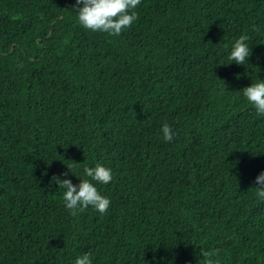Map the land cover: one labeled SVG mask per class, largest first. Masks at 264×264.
Returning a JSON list of instances; mask_svg holds the SVG:
<instances>
[{"label":"trees","instance_id":"1","mask_svg":"<svg viewBox=\"0 0 264 264\" xmlns=\"http://www.w3.org/2000/svg\"><path fill=\"white\" fill-rule=\"evenodd\" d=\"M74 4L0 0V264H264V0H141L119 36ZM96 163L110 207L74 217L51 177Z\"/></svg>","mask_w":264,"mask_h":264},{"label":"clouds","instance_id":"2","mask_svg":"<svg viewBox=\"0 0 264 264\" xmlns=\"http://www.w3.org/2000/svg\"><path fill=\"white\" fill-rule=\"evenodd\" d=\"M140 3L141 0H75L73 8L76 10L78 23L84 29L119 36L138 19L136 12L132 10ZM247 40L246 35H241L231 45L229 60L237 65H244L250 56L251 50ZM240 92L256 113L264 116V80L257 79ZM161 132L166 142L172 141L174 133L167 123L162 125ZM83 174L86 178L79 179L77 185L69 179H61L56 175H53L51 180L64 190L62 198L70 215L75 217L89 207L104 214L109 209L111 201L100 193L93 181L108 184L112 180V170L96 163L94 167H84ZM66 175L61 173V176ZM255 185L256 196L264 202V171L256 176ZM201 255L203 257L201 264H220L218 259L212 258L214 255L212 252L202 250ZM74 264H92V259L89 254L84 253L75 259Z\"/></svg>","mask_w":264,"mask_h":264}]
</instances>
